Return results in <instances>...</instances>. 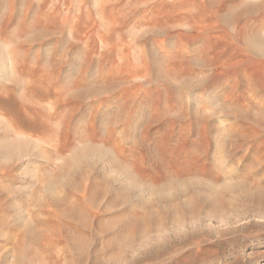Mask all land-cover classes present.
I'll return each mask as SVG.
<instances>
[{
    "label": "rangeland",
    "instance_id": "374dc122",
    "mask_svg": "<svg viewBox=\"0 0 264 264\" xmlns=\"http://www.w3.org/2000/svg\"><path fill=\"white\" fill-rule=\"evenodd\" d=\"M0 44V264H264V0H0Z\"/></svg>",
    "mask_w": 264,
    "mask_h": 264
},
{
    "label": "bare ground",
    "instance_id": "6f19581e",
    "mask_svg": "<svg viewBox=\"0 0 264 264\" xmlns=\"http://www.w3.org/2000/svg\"><path fill=\"white\" fill-rule=\"evenodd\" d=\"M4 51H5V47L0 44V54L2 53L0 56H2V55L5 56V52Z\"/></svg>",
    "mask_w": 264,
    "mask_h": 264
}]
</instances>
